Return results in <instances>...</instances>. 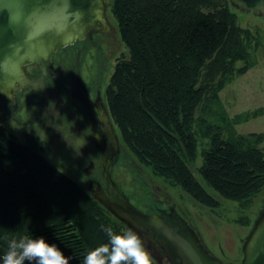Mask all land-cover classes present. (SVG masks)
Wrapping results in <instances>:
<instances>
[{
  "label": "trees",
  "instance_id": "trees-1",
  "mask_svg": "<svg viewBox=\"0 0 264 264\" xmlns=\"http://www.w3.org/2000/svg\"><path fill=\"white\" fill-rule=\"evenodd\" d=\"M234 9L230 0H113L129 50L106 89L121 141L210 208L219 200L191 163L209 188L243 207L264 187V133L236 128L259 110L231 117L220 96L256 63L258 43ZM102 226L128 230L30 142L0 125V256L13 238L44 237L69 264H84L90 250L107 243Z\"/></svg>",
  "mask_w": 264,
  "mask_h": 264
},
{
  "label": "rangeland",
  "instance_id": "rangeland-1",
  "mask_svg": "<svg viewBox=\"0 0 264 264\" xmlns=\"http://www.w3.org/2000/svg\"><path fill=\"white\" fill-rule=\"evenodd\" d=\"M104 2L108 4L105 14L110 24L115 27L117 40L120 42L109 40L111 43L108 44L105 40L104 45H101L103 55L101 51L96 50L94 45L88 49H82L83 42L81 41L65 48H59L53 55L52 69L60 72V66L55 63L65 66L68 70L73 69L76 55L79 49H82L79 54V62L81 63L83 81L87 85L95 83V85L101 86L102 97L106 101V89L110 84L117 60L123 54L127 55L129 50L124 43L118 22L113 14V0H104ZM234 11L237 13L239 24L249 28L255 36V43H258V48L254 50L256 63L246 73L236 76L221 91L220 96L231 117L259 110V115L236 126L239 133H264V17L245 13L237 8ZM97 33L104 37L101 31H97ZM94 36L93 39L97 40L96 35ZM102 65L103 72L100 85L99 77ZM243 65L242 62L238 63V67ZM66 69H62V72L69 74L70 72ZM25 70L31 75H37L40 71L35 65H26ZM45 84L53 98H46L45 101L32 88L24 89L22 96L19 95L22 107L14 112L16 119L9 115L11 103L7 101L8 108L4 110L2 106L0 110V125L7 127L20 143L27 144L30 142L32 149L38 155L46 158L60 172L84 188L83 181L74 174L81 168V161L77 159L76 154H83L82 146L85 144L88 149H91V154L98 162L100 160L99 154L91 140V133L86 123H84L74 104L68 100V95L61 93L59 96L56 82L45 80ZM39 87L43 89L42 85ZM15 94L18 95L19 91H16ZM116 130L119 133L117 126ZM121 148V161L114 163L111 167L112 177L123 185L124 193L136 198L138 202L144 203H151L149 190L153 194L154 200H163L167 196V200L162 201L165 204L162 207L175 203L181 214L189 219L190 226L196 229L197 234L203 239L208 249L223 260V264L242 262L244 257L243 244L254 226L255 219L259 216V209H263L264 187L250 198L246 207H243L240 203L220 197L209 188L196 171V165L191 163L195 175L219 200V207H206L191 199L172 180L160 176L152 167L141 163L123 145L122 141ZM91 197L98 201L92 195ZM130 201L134 205H138L144 212L149 210L148 206L143 203H137L134 199H130ZM117 221L119 225L128 229L123 225L124 223L122 224L118 219ZM142 241L150 256L153 257L151 250L147 248L146 241L143 239ZM158 261L161 264L162 261L160 259Z\"/></svg>",
  "mask_w": 264,
  "mask_h": 264
},
{
  "label": "water",
  "instance_id": "water-1",
  "mask_svg": "<svg viewBox=\"0 0 264 264\" xmlns=\"http://www.w3.org/2000/svg\"><path fill=\"white\" fill-rule=\"evenodd\" d=\"M230 2L240 11L264 17V0H230ZM107 5L104 0H0V110L2 106L4 110L8 108L6 102L10 101L9 115L16 119L14 112L22 107L19 95L22 96L23 90L28 88L38 92L37 95L45 101L46 98H53L45 80L57 83L59 96L61 93L67 94L65 90H69L92 132L91 140L95 141L101 154L100 166L103 167L106 177L110 179L113 167L110 172L111 159L120 153L121 139L108 108L92 102L89 98L81 79L80 62V74L71 78L66 79L65 76L68 74L62 72L66 67L59 63L55 64L60 66V72L52 69V58L59 48L81 41L82 49H88L94 45L91 38L97 31L104 32V40L108 44L111 43L109 40L119 41L114 31L115 27L110 24L105 14ZM82 49H79V54ZM104 62L103 56V65ZM26 65L37 66L40 69L39 73L37 75L27 73ZM103 65L99 77L100 85ZM68 71L76 72V64ZM39 85H42L43 89H40ZM16 91H19L18 95L15 94ZM72 98L68 96L70 102ZM82 148L83 154H76L77 159L81 161V168L74 174L83 181L84 188L95 197L96 185H93V178L89 176L87 168L90 160L96 163L98 161L86 144ZM120 158L121 155L116 162L119 163ZM114 181L122 190L123 185L117 179ZM149 193L151 203L138 202L136 198L126 193L129 199L118 200L105 192L104 196L97 200L128 229L148 238L152 245L163 244L168 258L174 263L223 264V260L208 249L196 229L190 226L189 219L181 214L175 203L162 208L174 207L177 215L152 213L156 206L167 200V196L163 200H154L150 190ZM130 199L147 205L149 208L147 213L138 205H134ZM262 206L263 209H259V216L255 219L254 226L243 244L244 257L239 264H264V205ZM175 227H178L177 231ZM161 261L162 264H167L164 259Z\"/></svg>",
  "mask_w": 264,
  "mask_h": 264
},
{
  "label": "clouds",
  "instance_id": "clouds-1",
  "mask_svg": "<svg viewBox=\"0 0 264 264\" xmlns=\"http://www.w3.org/2000/svg\"><path fill=\"white\" fill-rule=\"evenodd\" d=\"M103 231L107 243L90 250L84 264H152L150 253L136 232L128 229L116 233L110 227H103ZM0 264H69V260L44 237H22L8 242Z\"/></svg>",
  "mask_w": 264,
  "mask_h": 264
},
{
  "label": "flooded vegetation",
  "instance_id": "flooded-vegetation-1",
  "mask_svg": "<svg viewBox=\"0 0 264 264\" xmlns=\"http://www.w3.org/2000/svg\"><path fill=\"white\" fill-rule=\"evenodd\" d=\"M101 32H102V34H104L103 31H101ZM94 35H96V37H97V42L95 40H93V38L95 37ZM94 35L91 38L92 39L91 41L93 42L96 50L97 51H101L102 50L101 45H104V42H105L104 37L105 36L103 37L100 33L98 34L97 32L94 33ZM75 64H76V72L73 71L70 74H68L67 76H65L66 79L67 78H71V77H73L75 75L80 74L79 73V55H77V60H76V63ZM81 79L83 81L82 76H81ZM83 84H84V86H85V88L87 90V93L89 95V98L91 99L92 102L97 103V104H101L105 108H108L107 101H105L104 98L102 97L101 86H99L98 84H97L98 85L97 86V85H95V83H93V84L91 83L90 85H87V84L84 83V81H83ZM65 91L68 94V96L70 98H72L70 91L67 90V89ZM105 99H106V97H105ZM72 102L74 104V107L79 112L80 116L83 118L84 123H86L83 115L78 110V108H77V106H76L73 98H72ZM86 126L88 127L87 123H86ZM88 129H89V127H88ZM89 131H90V133L92 135V132H91L90 129H89ZM92 137H93V135H92ZM94 145H95V141H94ZM95 147H96V145H95ZM96 150H97V152L99 154L100 160L97 163L95 161H93V160H90L89 166L87 168V172L90 173L89 176L93 178V180L91 179L93 185L94 184L96 185L95 194H94L95 195V198L97 199V198L103 197L104 196V193L107 192V193L113 195L114 197H116L118 200H119V198L120 199H129V198H127V196L124 193V191L121 190L120 186L115 183V181H114V179L112 177V174H111L110 179L106 177V173L103 171V167L100 166V163H101V154L99 153L97 147H96ZM121 154H122V148L120 150V153L118 155L114 156L111 159V162H112V165L111 166H113V164L116 163V161H118V159H119V157H120ZM111 166H110V169H111ZM110 172H111V170H110ZM160 204L161 205H158L155 208L153 207L154 210H152V213L177 215V214H175L176 210H175L174 207L165 209V208H162V206H164L165 204H163V203H160ZM152 213L149 212V214H152ZM179 219L182 220V221H184L182 218H179ZM177 230H178V227H175V231H177ZM140 238H142L144 241H146L147 248L149 250H151V253H152V256H153L152 258H154L156 261H158V259H160V260L164 259L167 262V264H177V262L174 263L172 260H170L168 258L167 251H166L165 247L163 246V244L158 243V244L152 245L148 238H146L144 236L143 237L140 236ZM161 264H162V262H161Z\"/></svg>",
  "mask_w": 264,
  "mask_h": 264
}]
</instances>
